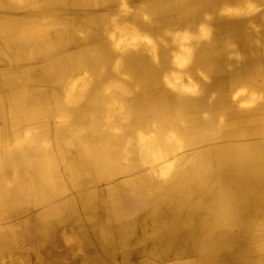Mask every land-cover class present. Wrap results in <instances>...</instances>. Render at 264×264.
<instances>
[{"label":"bare ground","instance_id":"bare-ground-1","mask_svg":"<svg viewBox=\"0 0 264 264\" xmlns=\"http://www.w3.org/2000/svg\"><path fill=\"white\" fill-rule=\"evenodd\" d=\"M17 232L43 264H264V0H0Z\"/></svg>","mask_w":264,"mask_h":264},{"label":"crops","instance_id":"crops-1","mask_svg":"<svg viewBox=\"0 0 264 264\" xmlns=\"http://www.w3.org/2000/svg\"><path fill=\"white\" fill-rule=\"evenodd\" d=\"M19 238V240H18ZM10 249L5 253L0 254V263L8 264L10 257H17V263L19 264H43L41 261L45 260L46 262L49 259L39 257L42 253L41 243H37L36 239L28 236L25 233L17 232L13 239L12 247L9 245ZM40 253V254H39ZM84 256L93 257L95 253L93 251L78 252L76 254H67L63 260L68 261V264H81V259ZM53 264V263H47Z\"/></svg>","mask_w":264,"mask_h":264},{"label":"rangeland","instance_id":"rangeland-1","mask_svg":"<svg viewBox=\"0 0 264 264\" xmlns=\"http://www.w3.org/2000/svg\"><path fill=\"white\" fill-rule=\"evenodd\" d=\"M101 101H102V99H99L98 101H96V103H95V101H89V104H87L86 103V108H90V109H92L91 107H95V106H97L98 107V109H100V106H101ZM112 111L113 112H118V109L117 108H113L112 109ZM106 116L108 117V118H110V115L109 114H106ZM209 137L210 138H214L215 137V133H211L210 135H209ZM140 157L139 158H141V155H139ZM18 240H19V238H18ZM213 262V264H226V262H227V260H226V258L224 257V256H222V257H217V258H214L213 260H211V263Z\"/></svg>","mask_w":264,"mask_h":264}]
</instances>
